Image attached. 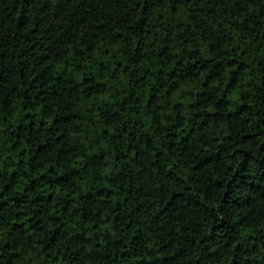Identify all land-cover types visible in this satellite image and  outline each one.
Instances as JSON below:
<instances>
[{"label": "trees", "instance_id": "trees-1", "mask_svg": "<svg viewBox=\"0 0 264 264\" xmlns=\"http://www.w3.org/2000/svg\"><path fill=\"white\" fill-rule=\"evenodd\" d=\"M0 264H264V0H0Z\"/></svg>", "mask_w": 264, "mask_h": 264}]
</instances>
